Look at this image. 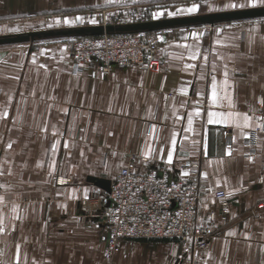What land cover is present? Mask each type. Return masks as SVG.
<instances>
[{
  "label": "crops",
  "instance_id": "crops-1",
  "mask_svg": "<svg viewBox=\"0 0 264 264\" xmlns=\"http://www.w3.org/2000/svg\"><path fill=\"white\" fill-rule=\"evenodd\" d=\"M205 2L0 0V21L33 16L44 19L49 30H57L101 25L103 12L113 15L115 8L128 4H142L151 14L164 12L152 20L253 8L224 7L247 0ZM193 3L201 6L194 14H167ZM260 6L264 5L256 7ZM76 17L84 22L55 24L57 19ZM18 32L0 28V36ZM160 32L158 68H149L147 61L113 66L103 79L91 78L88 67L75 69L67 38L0 45V114L8 112L0 118V196L4 197L0 264H16L17 246L19 263L106 264L100 217L106 187L98 182L111 186L131 154L140 171L168 163L174 132L172 162L196 156L201 160L197 224H210L208 212L219 208V200L206 193L209 185L226 191L231 208L224 221L210 224L218 231L196 251L194 264H264V131L255 118L256 96L264 92V18ZM193 32L202 35L195 39ZM192 52L197 59L190 58ZM189 63L197 67L186 69ZM224 65L233 110L253 116V127L243 132L206 122L208 110H227L210 108L211 75L222 84ZM197 109L201 116L193 117L194 131H185L188 115ZM229 145L231 156L225 155ZM149 146L155 150L152 158L142 162ZM113 264L191 262L175 240L128 239L119 243Z\"/></svg>",
  "mask_w": 264,
  "mask_h": 264
},
{
  "label": "built area",
  "instance_id": "built-area-1",
  "mask_svg": "<svg viewBox=\"0 0 264 264\" xmlns=\"http://www.w3.org/2000/svg\"><path fill=\"white\" fill-rule=\"evenodd\" d=\"M153 18V14L141 6H123L115 8L113 15L103 12L102 23L145 22ZM160 37V31L102 34L67 38V43L75 69L81 71L88 67L91 78L103 79L113 66L143 65L147 61L149 68H158L156 54ZM261 100H264V92L256 96L259 111L255 118H264ZM140 160L148 162L145 157ZM200 163L196 156L171 164H153L140 171L135 156L128 157L109 191L101 196L106 264H113L119 243L128 239L175 240L194 264L196 251L203 249L218 231L210 224L218 219L224 221L231 211L226 191L209 185L206 193L219 200V208L208 212L210 224H197L196 208L202 196Z\"/></svg>",
  "mask_w": 264,
  "mask_h": 264
},
{
  "label": "snow or ice",
  "instance_id": "snow-or-ice-1",
  "mask_svg": "<svg viewBox=\"0 0 264 264\" xmlns=\"http://www.w3.org/2000/svg\"><path fill=\"white\" fill-rule=\"evenodd\" d=\"M108 2H114V0H108ZM257 5H264V0H247V3L245 4H238L235 2H230L228 4H225L224 7L225 8H231V9H235V8H244V7H256ZM200 5L199 4H195L193 3L191 6L186 7V8H177L176 11L174 12H168L167 14L169 16H176V15H180V14H194L196 12L199 11L200 9ZM210 10H214L211 9ZM164 15V12H157L154 13L153 16L154 18H157L159 16ZM84 22V18L83 17H76L75 19H69V18H64L63 21H61L60 19H57L55 21V24L59 25L61 23L65 24V25H72V24H76V23H83ZM92 23H95L96 21L93 20L91 21ZM51 26V25H50ZM12 31H18V29H11ZM218 32L222 31L220 29H217ZM192 37L195 39H198L200 35H202V33L198 34L193 32ZM160 39H163V37H160ZM180 47H185V48H189L191 46L189 45H180ZM197 53L196 52H192L190 54V58L192 60L197 59ZM151 59V58H149ZM205 63V67H207V57H203ZM145 67H147V65H145ZM186 69H195L197 67V65L195 64H187L185 65ZM216 71V65L213 63L212 65V73H215ZM223 82L222 84L218 85L217 83V77L216 75L212 74L211 75V84H210V88H211V94H210V108L212 106H219L221 109H227L225 110H219V111H214V110H208L207 111V124H224L226 126H230L236 129H239L241 132H243V130L245 129H251L253 127V116L249 115L248 113H241L239 111H235L233 110L235 105L233 104L232 101V97L231 94L229 93L228 89L231 87L230 83H229V73L227 70V65H224V70H223ZM201 79H204V73L201 72ZM181 93L184 95H187V91L184 88L180 89ZM165 99H167V97H165ZM261 103V107L264 108V100L260 101ZM109 111H111V108H109ZM254 111V110H253ZM8 116V112L5 111L2 114H0V118H6ZM200 117L201 116V111L199 109L195 110L193 113H190L187 117V128L185 129V131L188 132H193V117ZM257 120H261V123H259L257 126L260 128L261 131H264V118H256ZM153 131L156 130V126L153 125L152 126ZM112 133H109V135H111ZM185 139H188V137H185ZM237 137L233 136L232 137V141L233 143H235ZM194 145L197 144V141H193L192 142ZM59 144V141L57 140L56 143H54L52 145V151L55 152L57 149V145ZM171 145H172V149L168 151L167 153V162L169 164L172 163V159H173V151L175 150V145H176V133L174 132L172 134V139H171ZM65 147H68L67 143H65L64 145ZM7 147L10 149L12 147V144L9 143L7 145ZM155 150L152 149L150 146L148 147V149L143 153V155L145 156L146 159L152 158V153ZM233 152V149L231 147V145H229L227 147V149L225 150V155L227 156H231ZM207 154V150H206V144H205V155ZM115 155V153H114ZM250 160L252 159L251 157L249 158ZM54 164V162H53ZM3 173H0V175H2ZM185 176L188 175L187 172L183 173ZM205 177L207 176V173H204ZM219 183V181L217 182ZM231 194V193H229ZM4 201V197L0 196V203H2ZM4 231V227H3V219L0 218V233H3ZM228 235H233V233L229 232ZM16 264H19V246H17V261Z\"/></svg>",
  "mask_w": 264,
  "mask_h": 264
},
{
  "label": "water",
  "instance_id": "water-1",
  "mask_svg": "<svg viewBox=\"0 0 264 264\" xmlns=\"http://www.w3.org/2000/svg\"><path fill=\"white\" fill-rule=\"evenodd\" d=\"M255 18H264V6L185 17L156 19L145 22L78 26L57 30L33 31L18 34L1 35L0 45L28 42L43 38H71L81 36H98L102 34L143 33L179 27L214 25L215 23L220 22H230ZM98 183L101 186L106 187V192L109 191L110 186H107V183L101 181H99Z\"/></svg>",
  "mask_w": 264,
  "mask_h": 264
},
{
  "label": "rangeland",
  "instance_id": "rangeland-1",
  "mask_svg": "<svg viewBox=\"0 0 264 264\" xmlns=\"http://www.w3.org/2000/svg\"><path fill=\"white\" fill-rule=\"evenodd\" d=\"M183 1H188V0H183ZM193 1V0H192ZM207 0H197V2L201 3V5L205 4ZM128 6H143L142 4H128ZM120 7H123L120 6ZM106 15L109 16V14L105 13ZM19 17V18H18ZM103 17V13H102ZM44 19L42 18H37L33 16H17V18H9V20H6L5 22L0 21V28L3 29H18V33H26V32H33V31H40V30H49L47 24L44 23ZM103 25V23L101 24ZM104 25H107L104 24ZM3 26V27H2ZM5 26V27H4Z\"/></svg>",
  "mask_w": 264,
  "mask_h": 264
}]
</instances>
